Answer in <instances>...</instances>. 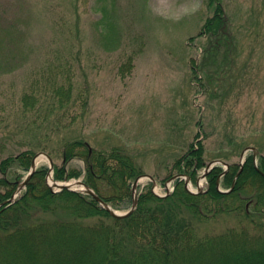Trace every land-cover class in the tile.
<instances>
[{"label": "trees", "instance_id": "obj_1", "mask_svg": "<svg viewBox=\"0 0 264 264\" xmlns=\"http://www.w3.org/2000/svg\"><path fill=\"white\" fill-rule=\"evenodd\" d=\"M37 1L45 3L48 17L58 19L60 37L55 44L50 41L53 46L48 43L45 62L27 70L18 96L10 98L13 113H6L5 107L0 106V130L9 129L5 137H19L18 143L26 147L0 162V264H264V154L259 150L258 166L253 152L247 154L243 165L232 162L246 144L255 145L241 141L236 133L224 136L222 143H229V148L209 152L206 142L212 133L207 132L203 120L197 123L200 131L196 140L175 160L174 173L161 182L178 174L187 175L196 183L208 157L229 162V170L221 179L222 165L208 173L206 187L198 194L187 190L181 177L165 197L157 196L149 185L138 195L135 211L117 218L89 194L68 189L54 191L46 178L50 168L42 166L32 174L19 197L7 203L23 180L24 175L18 170L29 171L38 151H48L52 134L47 131L70 128L80 122L90 103L91 84L87 79L78 82L75 70V65L82 66L83 61L82 19L71 25L65 11L57 10L59 5L63 8L61 4ZM100 2L94 5L95 9L99 10ZM210 4L216 5L215 14L206 20L198 36L207 39L205 53L216 47L215 56L222 50L225 63L223 60L220 72L227 75L234 65L228 57L234 55L237 46L220 0H210ZM5 14L0 11L1 17ZM30 16L26 10L17 16L18 22H0V64L11 66L5 62L8 60L24 62L29 53L45 48V44H37L29 37L30 24L26 23H32ZM98 23L108 40L104 47L115 48L124 32L115 34L113 21L100 19ZM133 58L130 56L121 65V75L132 70ZM203 66L198 68L204 70ZM14 70L15 67L9 71ZM223 74L221 82L228 83L233 72L228 77ZM211 78L210 75L208 83ZM204 88L212 91V86ZM28 130L40 133L21 138ZM56 152L62 163L54 161L55 180L83 177L115 209L133 202L132 182L144 171L126 147L98 148L77 138L64 142ZM75 158L85 162L83 169L69 165ZM234 182L230 192L219 190L221 185L230 189ZM225 214L235 215L237 224L221 233L203 232V221Z\"/></svg>", "mask_w": 264, "mask_h": 264}, {"label": "rangeland", "instance_id": "obj_2", "mask_svg": "<svg viewBox=\"0 0 264 264\" xmlns=\"http://www.w3.org/2000/svg\"><path fill=\"white\" fill-rule=\"evenodd\" d=\"M20 1L0 0V11H6L5 16L0 15V22L4 25L13 19L16 21L17 16L27 10L33 19L32 23H26L30 24L29 37L37 44H45V48L29 53L24 62L8 60L5 62L12 63L11 66L0 64V106L5 107L6 113H13L10 98L18 96L27 70L33 65H42L48 56V43L55 44L60 37L58 19L46 15L45 3ZM48 1L62 5L63 8L59 5L57 10L65 11L71 25L82 19L83 61L82 66L75 65V70L78 82H90L91 96L80 122L70 128L47 131L52 134L47 142L48 151H38L37 154H43L36 158V170L42 166L50 168L45 154L52 160L51 155H55L53 164L54 161L61 164L62 157L56 149L66 141L83 138L98 148L126 147L143 168V174L153 177V180L147 176L138 179L137 196L149 185L151 190L161 193L171 181L161 183L174 173L175 160L196 140L200 120L205 122L207 132L212 133L206 142L209 152L229 148V143H222L224 136L236 133L238 139L257 145L264 154V0H220L237 46L234 55L228 57L234 63L231 71L227 75L222 73L228 77L233 72L228 83L221 82L220 68L223 60L225 63L222 50L214 56L217 50L212 46V50L205 53L207 39L198 36L206 20L215 14L216 5H211L210 0H101L99 10L94 5L100 0H64V4L63 0ZM100 19L113 21L115 34L124 32L115 48L104 47L108 40L105 41L106 34L99 26ZM50 44L53 46L52 42ZM130 56L134 57L133 68L123 76L119 69ZM13 67L15 70L9 71ZM204 86H212V91H206ZM4 129L0 130V162L26 148L18 143L19 137L16 140L5 137L9 129ZM28 131L21 138L29 139L33 133H40ZM49 151L55 153L50 155ZM212 161L207 158V164ZM231 161L240 162L239 156ZM69 165L83 169L85 162L75 158ZM31 168L18 170L24 177L10 199L15 201L27 187L20 190ZM53 176L54 167L46 177L50 186L54 181L83 180V177L55 180ZM198 179L190 185L193 192L198 191ZM153 181H156L155 186ZM200 184L205 188L207 180ZM169 185L172 192L175 183ZM53 187L54 191H60ZM77 189L76 192L83 193L80 187ZM220 190L227 189L221 185ZM10 199L7 203L14 202ZM132 205L133 202L116 210L126 212ZM203 222L204 226L200 224L203 232L214 234L235 226L238 218L225 214Z\"/></svg>", "mask_w": 264, "mask_h": 264}, {"label": "water", "instance_id": "obj_3", "mask_svg": "<svg viewBox=\"0 0 264 264\" xmlns=\"http://www.w3.org/2000/svg\"><path fill=\"white\" fill-rule=\"evenodd\" d=\"M249 150H253L254 151V154L255 156H257L258 152H257V149L255 147H247L240 159L241 160H244V156L246 154L247 151ZM40 154H43V153H40ZM40 154H37L35 156V158L33 159L32 161V168H31V172L29 173V175L26 177V179L21 183V186H20V190L23 189L24 187H26V185L28 184L32 174L35 172L36 170V158L40 155ZM45 154V153H44ZM48 159H49V162H50V168L53 170V167H54V164H53V160L47 155L45 154ZM225 164L227 166V169L229 168V164L226 163L225 161L223 160H214L212 162H210L207 167H206V170L205 172L201 175L200 177V180L201 179H204L206 178L207 174L211 171V169L216 165V164ZM143 176H148L149 178L152 179V176L151 175H143ZM178 177V176H176ZM191 180L190 178L188 177L187 180H186V187L189 189V184H190ZM137 184H138V179L135 181L134 185H133V193H134V201H133V206L130 210L126 211V212H119L117 210H115L109 203H107L104 199H102L100 196H98L95 192V190L93 188H91L90 186H88L82 179H79V180H76L74 182H71V181H66V182H55L54 183V186L57 187L59 190H63V189H69V190H73V191H79L77 188L80 187L82 189V192L86 193V194H89L91 195L92 197H94L98 202H100V204L107 210L110 212V214L113 216V217H117V218H122V217H127L129 215H131L134 210L136 209L137 207V204H138V198H137V194H136V189H137ZM200 184V183H199ZM198 184V192H201L202 191V187ZM234 187V185H233ZM232 187V188H233ZM190 190V189H189ZM9 201H14L13 199H10Z\"/></svg>", "mask_w": 264, "mask_h": 264}]
</instances>
